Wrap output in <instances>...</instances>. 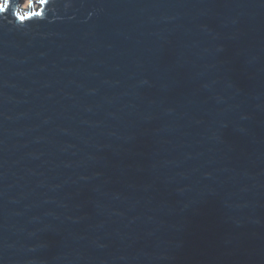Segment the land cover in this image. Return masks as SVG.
<instances>
[{
    "label": "water",
    "instance_id": "95a60500",
    "mask_svg": "<svg viewBox=\"0 0 264 264\" xmlns=\"http://www.w3.org/2000/svg\"><path fill=\"white\" fill-rule=\"evenodd\" d=\"M10 4L0 264H264V0Z\"/></svg>",
    "mask_w": 264,
    "mask_h": 264
},
{
    "label": "snow or ice",
    "instance_id": "6c2138e0",
    "mask_svg": "<svg viewBox=\"0 0 264 264\" xmlns=\"http://www.w3.org/2000/svg\"><path fill=\"white\" fill-rule=\"evenodd\" d=\"M44 0H41V3H43ZM11 7L10 0H3V2H0V13L6 12ZM41 13H27V14H20L19 12L16 13L17 17L24 21L25 19L31 18L32 15H40Z\"/></svg>",
    "mask_w": 264,
    "mask_h": 264
},
{
    "label": "rangeland",
    "instance_id": "374dc122",
    "mask_svg": "<svg viewBox=\"0 0 264 264\" xmlns=\"http://www.w3.org/2000/svg\"><path fill=\"white\" fill-rule=\"evenodd\" d=\"M3 2V0H1ZM38 2V0H19V5H18V12H23V13H30V7H31V12L34 11L35 4Z\"/></svg>",
    "mask_w": 264,
    "mask_h": 264
}]
</instances>
